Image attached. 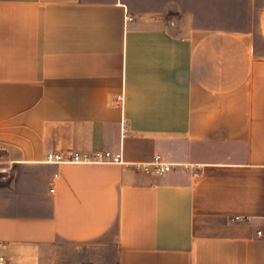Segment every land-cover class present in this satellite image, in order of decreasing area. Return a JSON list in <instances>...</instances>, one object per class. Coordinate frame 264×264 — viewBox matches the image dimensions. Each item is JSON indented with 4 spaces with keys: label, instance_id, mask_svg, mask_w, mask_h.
<instances>
[{
    "label": "crops",
    "instance_id": "obj_1",
    "mask_svg": "<svg viewBox=\"0 0 264 264\" xmlns=\"http://www.w3.org/2000/svg\"><path fill=\"white\" fill-rule=\"evenodd\" d=\"M99 149L131 165L45 161ZM258 230L264 0H0L7 264H264Z\"/></svg>",
    "mask_w": 264,
    "mask_h": 264
},
{
    "label": "built area",
    "instance_id": "obj_2",
    "mask_svg": "<svg viewBox=\"0 0 264 264\" xmlns=\"http://www.w3.org/2000/svg\"><path fill=\"white\" fill-rule=\"evenodd\" d=\"M45 161L52 164L61 163H74V164H121L131 165L125 159L122 149L113 151L110 149H99L92 152L78 151V150H59V151H48L46 154ZM138 168H143L145 171H153L159 175H165L173 170L174 164L165 161L161 155L156 154L150 161L139 162L132 164ZM187 168L195 167L187 165ZM194 175H198L197 169L193 172ZM53 190V189H52ZM258 236H264V230L257 231ZM2 243L0 242V248ZM0 264H7V259L4 255L0 254Z\"/></svg>",
    "mask_w": 264,
    "mask_h": 264
}]
</instances>
